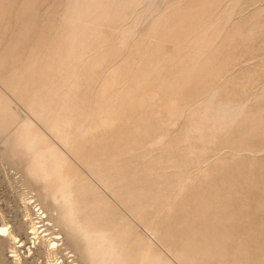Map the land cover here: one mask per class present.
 Wrapping results in <instances>:
<instances>
[{
    "label": "rangeland",
    "instance_id": "1",
    "mask_svg": "<svg viewBox=\"0 0 264 264\" xmlns=\"http://www.w3.org/2000/svg\"><path fill=\"white\" fill-rule=\"evenodd\" d=\"M59 179L126 264H264V0H0V227L21 264L90 259Z\"/></svg>",
    "mask_w": 264,
    "mask_h": 264
},
{
    "label": "bare ground",
    "instance_id": "2",
    "mask_svg": "<svg viewBox=\"0 0 264 264\" xmlns=\"http://www.w3.org/2000/svg\"><path fill=\"white\" fill-rule=\"evenodd\" d=\"M27 128H29V127H27ZM29 129H25V131H26V133H28L30 135V133L33 131H31L30 133H29V131L27 132V130H29ZM25 131H22V133L24 132L23 134H26ZM22 133H21V135H22L21 137L25 138V135L23 136ZM28 134H26V135H28ZM27 137L25 139H27ZM32 137H30L28 139L29 140L28 142H27V140H25V143H27V144L29 143V145L30 146L32 145V148H33L34 141L37 140V143L39 144V142L42 140H41V138H38V139H40V141L37 139V137H38L37 134L36 135L34 134V136H32ZM34 137H35V140H33ZM30 139H32L33 142H31ZM25 146H27V145H25ZM27 148H29V147L27 146ZM46 153H47V151H46ZM46 153L45 152L42 153V156H43V154L46 155ZM38 154H36V155H38ZM48 155H46L44 157H47ZM44 157L42 158L40 156V158L36 160L35 164L32 167L31 172H32V174H39L41 177H44V178L48 177L47 179H49L50 176L52 174H55V171L58 172V170L52 171L53 168H49L50 163L53 162V159H52V162L50 161V159H51L50 155L48 156L49 157L48 162H50L49 165L47 164L48 162L47 163L43 162V161L47 160L46 158H45L46 159L45 160ZM58 161L59 160H57V162L56 161L55 162L58 164ZM56 163H55V165L52 164V165H54L53 167H55L57 165ZM61 164H59L60 166L57 165L55 167V169L59 168V171L62 170ZM52 165H51V167H52ZM50 169H52V170H50ZM58 174H60V173H58ZM60 176L61 177L63 176L62 172H61ZM59 180H61V182L57 185L56 190H55L54 195H53V198H54V201L56 203L62 204L64 206V211L62 213V221L65 224H67L68 226H70V224H71L70 228H72L74 233L79 231V233L82 234V236L84 237V239L88 243V252L90 254V259L85 258L86 264H126L124 261V259H126V258H124L122 256V252L119 250L118 246L115 244L113 236H110L106 231H104L102 229L95 228V227L92 228V227L87 226L86 224H83L82 222L79 221L80 218H78V214H77V213H80L79 207H78V201L75 200V198L72 194H70V190H69L70 184L66 181H63V179H59ZM37 210H38V208H37ZM43 213L44 212H41L40 214L38 213V215L41 217L43 215ZM46 215L47 214H45V216ZM42 218H44V216ZM31 229H32L31 233L36 235V233H37L36 228L34 226H32ZM53 230H55V229L53 228ZM47 234H49V232ZM55 235H58V236L56 238H53ZM3 236L5 238L10 236L11 244L14 247V250L12 249V251L14 253L12 255V257H15L14 258L15 264H21L22 259H20V255L17 254L18 252L15 251V249H19L20 247L24 246V244L22 243V240H20L18 236L12 234L9 231V228H7L6 226L0 227V237H3ZM53 237H49V241L47 240L48 245H46V246H48L46 251H45L46 253L43 252V254H46L47 259L53 258L54 256L57 257L64 250V247H63L64 243L61 240L63 237H62L61 233L60 234L54 233ZM33 244L34 245H32V247L29 246L30 249L36 248L35 242H33ZM26 251H29V250L26 249ZM37 252H38V249L35 250V253H37ZM65 254H63V256H65ZM63 256L57 257L55 259L56 264H66L64 262L65 260L63 259ZM155 259H158V258H155ZM73 262L76 264H79L76 260H74ZM152 264H156V262H153Z\"/></svg>",
    "mask_w": 264,
    "mask_h": 264
}]
</instances>
